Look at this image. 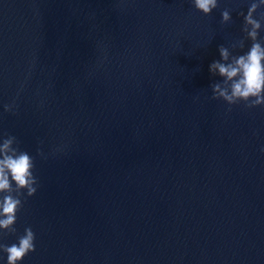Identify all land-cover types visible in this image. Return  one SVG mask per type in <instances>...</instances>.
I'll return each mask as SVG.
<instances>
[{"label": "water", "instance_id": "95a60500", "mask_svg": "<svg viewBox=\"0 0 264 264\" xmlns=\"http://www.w3.org/2000/svg\"><path fill=\"white\" fill-rule=\"evenodd\" d=\"M218 2L0 0V137L39 180L0 240L31 227L21 264H264V107L210 72L251 0Z\"/></svg>", "mask_w": 264, "mask_h": 264}, {"label": "clouds", "instance_id": "9594fccd", "mask_svg": "<svg viewBox=\"0 0 264 264\" xmlns=\"http://www.w3.org/2000/svg\"><path fill=\"white\" fill-rule=\"evenodd\" d=\"M193 7L205 15L219 7L218 0H191ZM264 0H251L247 14L240 13L244 18L242 31L245 39L232 44V48L243 49L245 40H251V46L242 55H233L228 47L221 45V60L210 65L213 76L223 78V82L213 83L212 99L227 102L231 106L244 102L251 109L264 107V42L260 32L264 30ZM231 9L222 11L221 24L233 22ZM15 102L4 105L6 112H14ZM264 151V149H262ZM38 155L47 158L38 149ZM35 160L19 147L15 136L4 134L0 137V240L5 235H14L18 214L24 207L27 198L34 196L39 187L38 177L34 174ZM36 235L31 227L25 228L24 234L18 236V242L11 245L0 242V253L6 254L7 264H21L26 256L36 250ZM2 258V257H0Z\"/></svg>", "mask_w": 264, "mask_h": 264}]
</instances>
